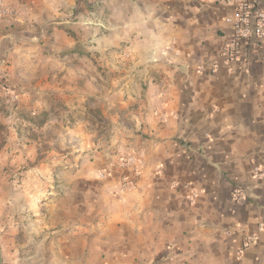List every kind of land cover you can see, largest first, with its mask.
I'll use <instances>...</instances> for the list:
<instances>
[{
    "label": "crops",
    "instance_id": "1",
    "mask_svg": "<svg viewBox=\"0 0 264 264\" xmlns=\"http://www.w3.org/2000/svg\"><path fill=\"white\" fill-rule=\"evenodd\" d=\"M246 1L264 10V0ZM233 5L0 0V101L10 92L44 112L52 102L87 109L56 132V158L37 161L36 143L21 145L14 125L0 147L5 164H31L25 216L10 209L7 221L35 233L26 259L264 264V50L224 62ZM128 155L138 176L116 165ZM55 168L52 196L38 174ZM37 198L47 201L41 212Z\"/></svg>",
    "mask_w": 264,
    "mask_h": 264
},
{
    "label": "rangeland",
    "instance_id": "2",
    "mask_svg": "<svg viewBox=\"0 0 264 264\" xmlns=\"http://www.w3.org/2000/svg\"><path fill=\"white\" fill-rule=\"evenodd\" d=\"M1 98L2 101H0V112L3 116H5L6 119L4 122H0V147L7 143L10 126L14 125L17 127L19 133L17 139H19L18 142L21 145L27 146L36 143L37 161L41 159H48V157L51 160L57 157V153H62L63 150H60V147L56 146V144L59 142L57 140L56 132L67 126H71L73 124L76 125L81 121L80 118L83 117L82 113H87L86 106L81 108H73L69 103L62 104L61 102H52L48 112H45L50 114L52 127L48 130V132L44 133L43 131H39L38 127L32 122V119L42 113L41 111L44 112V110H42L44 108L43 106L38 104L36 105L34 103L24 104V102L21 103L19 100L11 102L8 95L6 94ZM28 99L29 97L27 98V101L30 102ZM83 108H85V110H83ZM33 109L40 111V113L31 114ZM13 112L15 115L12 117L10 114ZM92 125L94 126L91 127L92 130L101 126L100 124L97 126L94 124ZM85 126H87V130H89L91 125L85 124ZM32 149L34 151V148ZM64 151L68 152L67 148ZM71 156L72 155L69 154V158ZM0 159V243L2 245L0 248L2 257L1 264H41L40 259H26V253L28 250H35V248L30 247V243L28 242V238L32 235H35V233L31 232L30 229L27 230L26 225L18 224V226L13 225L12 227H9L7 223L9 220L8 214L10 209H12V212L18 213V216H25L24 213L26 210L22 209L26 205L24 203L25 198H23L21 194H25L27 188H25L24 183L21 182L23 181L25 174L24 172H28L27 170H29L31 164L25 163L24 159H21L19 166H12L8 162L5 164V158L0 157ZM57 170L58 169L55 168L48 172H40L38 174V178L41 180V182L38 184V188L48 187V189L53 192L52 196L56 195V193H60L61 188L60 184L56 182L55 178V175L58 174ZM48 176L54 178V180L50 181L47 186L43 185L42 183L45 182V178ZM14 197H16V199H14ZM46 202L47 201L44 199L42 200V198H37L34 200V206L36 210L41 212L44 208L43 203ZM22 222L25 224L27 221L25 220Z\"/></svg>",
    "mask_w": 264,
    "mask_h": 264
},
{
    "label": "built area",
    "instance_id": "3",
    "mask_svg": "<svg viewBox=\"0 0 264 264\" xmlns=\"http://www.w3.org/2000/svg\"><path fill=\"white\" fill-rule=\"evenodd\" d=\"M225 1L229 4H234V8L231 15L224 19L230 26V33L220 47V55L225 63L244 61L247 49L251 48L250 51H253V53L264 50V10L259 5L246 0L237 2L233 0ZM5 94L8 95L9 100L17 101V95L10 92H5ZM116 165L121 170L131 169L134 176L139 174L137 160L132 155L119 157ZM259 171V168L254 169V173H259ZM121 181L122 185L132 184L126 177H122ZM234 196L237 200L243 198L238 190L234 192ZM251 243L252 240L247 239L244 242V247Z\"/></svg>",
    "mask_w": 264,
    "mask_h": 264
},
{
    "label": "trees",
    "instance_id": "4",
    "mask_svg": "<svg viewBox=\"0 0 264 264\" xmlns=\"http://www.w3.org/2000/svg\"><path fill=\"white\" fill-rule=\"evenodd\" d=\"M47 113L42 112L39 115H37L34 119H32V122L39 128L46 122Z\"/></svg>",
    "mask_w": 264,
    "mask_h": 264
},
{
    "label": "water",
    "instance_id": "5",
    "mask_svg": "<svg viewBox=\"0 0 264 264\" xmlns=\"http://www.w3.org/2000/svg\"><path fill=\"white\" fill-rule=\"evenodd\" d=\"M1 259H2V257H1V249H0V264H1Z\"/></svg>",
    "mask_w": 264,
    "mask_h": 264
}]
</instances>
